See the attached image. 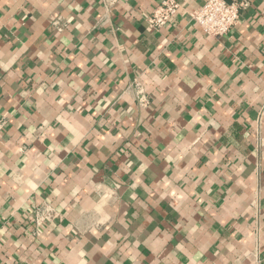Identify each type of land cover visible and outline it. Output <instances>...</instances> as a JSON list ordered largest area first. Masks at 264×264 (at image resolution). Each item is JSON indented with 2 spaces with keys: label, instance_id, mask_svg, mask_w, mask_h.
<instances>
[{
  "label": "crops",
  "instance_id": "obj_1",
  "mask_svg": "<svg viewBox=\"0 0 264 264\" xmlns=\"http://www.w3.org/2000/svg\"><path fill=\"white\" fill-rule=\"evenodd\" d=\"M161 1L0 0V264H264V0Z\"/></svg>",
  "mask_w": 264,
  "mask_h": 264
},
{
  "label": "built area",
  "instance_id": "obj_2",
  "mask_svg": "<svg viewBox=\"0 0 264 264\" xmlns=\"http://www.w3.org/2000/svg\"><path fill=\"white\" fill-rule=\"evenodd\" d=\"M100 1L104 2L106 6H114L120 0ZM248 5L249 3L246 0H206L201 8L191 14V17L204 35L222 38L227 36L240 23L242 10ZM180 8L181 4L178 0H162L146 15L148 27L152 30H161L169 26ZM46 211V213L37 211L35 214L38 226L52 220L55 216L52 209Z\"/></svg>",
  "mask_w": 264,
  "mask_h": 264
}]
</instances>
